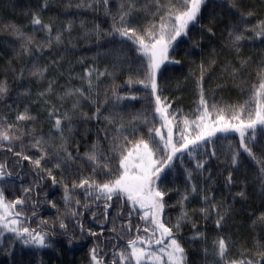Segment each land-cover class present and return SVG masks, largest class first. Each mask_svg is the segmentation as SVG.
Returning a JSON list of instances; mask_svg holds the SVG:
<instances>
[{
    "label": "trees",
    "instance_id": "1",
    "mask_svg": "<svg viewBox=\"0 0 264 264\" xmlns=\"http://www.w3.org/2000/svg\"><path fill=\"white\" fill-rule=\"evenodd\" d=\"M133 2L137 10L128 18L130 27L143 34L149 25H159L164 12L156 13L152 0H108L107 4L103 0H0V83L8 89L0 95V132L11 137L0 139V165L4 166L0 192L6 203L24 199L25 203L13 210L22 215L10 217L17 218L20 227L47 232L52 244L49 248L25 246L22 239L0 227V264H93V248L103 264H128L119 254L131 251L129 239L155 238L149 220L141 219L145 210L139 205L124 194L108 200L94 185L89 186L93 181L112 180L118 174L120 154L139 139L151 138L154 146L162 149L163 142L149 129L160 128L167 135L160 114L155 112L151 88L139 82L145 77L147 56L137 51L138 45L113 31L114 26H120L122 6L127 10ZM232 3L208 0L198 22L189 25L187 36L173 42L169 60L157 71L156 95L168 106L169 117H174V143H181L185 119L189 121L187 131L193 132L191 122L203 111L201 89L211 112L208 122L212 123L216 109H224L227 117L234 107L251 101L261 81L264 38H257L252 29L264 21V0H235V7ZM34 14L50 26V32L32 24ZM12 26L35 42L26 45L12 33ZM233 30L244 32L246 38L235 43L229 35ZM22 45L30 49L28 54ZM175 60L180 63L171 62ZM34 64L47 69L42 77L30 74ZM88 70H92L91 76ZM99 72L106 74L98 77ZM76 89H83L88 98L80 97ZM69 91L74 94L66 96ZM76 101L79 107L73 110ZM55 110L72 117L70 124L63 121V137L54 130V117L49 116ZM24 112L34 119L17 120ZM41 138V145L36 146L35 140ZM239 141L235 131L216 132L177 153L160 174L157 187L165 192L161 220L168 227L179 221L180 229L173 227V234L185 249L186 264L249 260L264 264V178ZM248 143L258 158H264V130L258 126L256 139ZM93 151L98 157L95 163L88 159ZM237 152L238 162L233 166L232 156ZM165 155L158 151L156 158ZM41 156L44 158L37 167L33 161ZM201 162L204 167L198 168ZM49 171L57 183L53 184ZM229 173L231 184L226 183ZM85 179L89 185L79 187ZM193 185L196 192H191ZM240 192L244 195H238ZM184 195L188 199L181 204ZM204 195L209 197L207 202ZM213 203L217 211H199L210 209ZM185 212L187 217L180 219ZM217 212L224 217L220 228L215 223ZM70 236L71 246L66 242ZM221 237L228 246L223 259L214 246ZM138 246L149 248L147 244ZM142 264L156 262L145 259Z\"/></svg>",
    "mask_w": 264,
    "mask_h": 264
},
{
    "label": "snow or ice",
    "instance_id": "2",
    "mask_svg": "<svg viewBox=\"0 0 264 264\" xmlns=\"http://www.w3.org/2000/svg\"><path fill=\"white\" fill-rule=\"evenodd\" d=\"M105 4L108 3V0H103ZM208 0H152V3L155 5L156 13L163 10L164 14L160 16V23L157 26L156 24H151L146 27L141 34L136 28L130 27L128 24V18L132 15L133 11H136L135 3H130L128 9L124 10L123 6L120 11L119 18V27L114 26L113 31L121 37H126L132 41V43L138 45L137 51L142 52L148 58L147 70L145 72V77L142 81H139L144 85L145 88H151L152 95L155 96V112L160 114L161 119L163 120L162 127L167 128V135L165 137L162 134L160 128L149 129V132L155 133L156 137L160 138V141L163 142V148L159 146H154V141L150 138L139 139L136 141L132 148L126 152H122L119 158L118 174L112 180L102 184H96L95 181L89 185V180L85 179L80 182L79 187H84L85 185L95 186V188L100 191L102 194L106 195V199L111 200L112 196L115 194H124L127 199L135 205H139L141 209H144L141 219L149 220L152 225V236L155 237L154 243L156 245H163L160 247L159 252L163 253L167 260L164 261L163 257L157 255L155 252H149L144 247H139L138 244H147L149 247L153 243L151 238L142 239L136 237L135 239L128 240V246L131 251L125 255L124 252H121L120 259L121 261H126L128 264H142V261L145 259L155 261L156 264H186V254L185 249L177 241L173 234V227L179 231L180 223L179 221L172 227L166 226V224L161 220V213L164 209L163 197L165 192L157 187V181L161 179L160 174L164 171L166 167H170L173 158L177 153L187 151L190 146H195L199 142L204 141L216 134V132L227 133L229 131H235L239 133L240 141L239 146L243 151L250 157L253 161L259 165V171L264 178V158H258L254 154L252 147L248 141H254L256 139V130L259 126L260 129L264 130V70L261 71V81L258 87L255 88L253 92V97L251 101H245L244 104L234 107L231 110V114L226 117L224 109H216V117L212 123H209L211 118V112L208 110L207 101L204 99L203 90L201 89L200 95V107L203 108V111L198 115L197 119L192 121L191 124L194 125L193 132L189 133L187 127L189 126V121L184 120L185 129L181 130L180 141L181 143L177 144L173 142V119L170 118L168 114V106H164L163 101H161L160 96L156 95L157 92V83H156V74L160 69L161 65L169 60L168 52L169 48L172 46L173 42L177 40L178 37L187 36L189 25L196 24L198 22V17L201 14L202 6L207 4ZM235 7V0L231 5ZM153 13V14H156ZM248 15H251L249 13ZM33 25H41L44 29L51 31L50 26L43 25L41 19L37 15H33L32 18ZM12 33L16 35L22 41H25L26 45L33 44L34 38L31 36H26L20 29L12 26ZM211 32V28L208 29ZM252 31H255L257 38H264V21L260 22ZM233 38L235 43H239L244 40L246 37L244 32L233 30L229 33ZM56 40H60V36L57 35ZM24 53L28 54L30 49L24 45ZM118 57V54H117ZM174 63H180L179 60L171 61ZM47 69L34 64L31 70V75L42 77L43 73ZM105 72H99L97 76L105 75ZM23 75V72H21ZM88 76L92 75V70H88ZM89 86L91 87V81L89 80ZM51 84L49 85V89ZM7 85L0 83V95H3L7 92ZM76 93H79L80 97L87 99L83 89H76ZM74 93L69 91L66 92V96H71ZM43 95V93L41 94ZM63 99V97H61ZM135 99V97H133ZM79 107V101L74 102L73 110ZM213 109L216 108L215 105L212 106ZM58 110L52 111L49 113L50 117H54L53 128L56 132H59L61 137H63V121H68L71 123L72 117L69 113L65 112L63 114H57ZM100 113L99 107L96 109V114ZM86 116V114H84ZM86 118H95L86 117ZM32 117L27 112L20 113L17 116V120H33ZM107 119V118H105ZM251 130V132H249ZM68 131H71V128H68ZM191 137V138H190ZM0 139L9 140L11 137L7 132H0ZM42 143L41 139L35 140V145L39 146ZM95 148V146H93ZM158 151H163L166 155L162 159L156 158V153ZM19 155V153H18ZM68 159H71V153H66ZM239 152L234 153L232 156L231 163L235 166L238 162L237 157ZM44 157L41 156L40 159H36L33 163L39 167L41 160ZM23 159L29 160L30 157L24 156ZM88 159L95 163L98 159L95 151L91 154H88ZM3 165H0V176L3 175L2 169ZM55 167L59 168L60 163H57ZM107 168V165H104ZM198 168H203L204 163H198ZM95 171V169H94ZM49 176L51 177L53 184L57 183L54 176H52L49 171ZM191 174H189V179ZM232 175L229 173L226 178V183L231 184ZM77 185H73L76 187ZM31 189H25V192H29ZM197 189L195 185L192 186L191 192H196ZM238 195H244L243 192L238 193ZM69 199L67 189L65 190V200ZM188 196L184 195L181 200H187ZM203 199L205 202L209 200L208 195H204ZM25 200L20 198L12 202H5L3 192H0V208H3L4 212L0 215V227L7 230L8 232L14 233L17 238L22 239V243L25 246H33L36 248H49L52 247L51 242L48 239V233L37 229H30L29 227H18L21 223L17 219H8L10 216L19 217L22 215L21 211L13 210L17 205H23ZM79 203V201H77ZM53 207L55 205L53 204ZM203 214H209L210 211H217V205L211 204L210 209L208 207L201 208L199 210ZM35 214V213H33ZM187 213H183L180 219L187 217ZM218 219L216 220V227L220 228L221 223L224 220L223 216H220L217 212ZM61 229H65L66 225L64 223L60 224ZM195 227V224H193ZM145 232H148L149 229L145 228ZM157 233L159 235L157 236ZM95 235V233H92ZM202 235L197 233V236ZM167 241V243H165ZM69 246L73 243V238L70 236L66 241ZM214 246L217 248V255L220 258H226V253L228 250L227 243L223 237L219 238L218 241H214ZM91 260L93 264H103V261L98 258L96 248L91 249L90 251ZM264 258V254H262ZM231 264H253L252 261H232ZM259 264V261L256 262Z\"/></svg>",
    "mask_w": 264,
    "mask_h": 264
},
{
    "label": "rangeland",
    "instance_id": "3",
    "mask_svg": "<svg viewBox=\"0 0 264 264\" xmlns=\"http://www.w3.org/2000/svg\"><path fill=\"white\" fill-rule=\"evenodd\" d=\"M5 202H6V201H5ZM3 212H4L3 208H0V215H2ZM8 219L10 220V219H17V218L9 217ZM17 220H18V219H17ZM18 227H20V226L18 225ZM150 229H152V225H151V224H150ZM152 230H153V229H152ZM154 240H155V238L153 239V243H152L153 246H151V247H149V248H147V247H144V248H146L149 252H155L157 255L162 256V257H163V260L166 261V260H167V257H166L163 253H160V252H159L160 247H162L163 245H156V244L154 243ZM165 243H167V241H165Z\"/></svg>",
    "mask_w": 264,
    "mask_h": 264
}]
</instances>
